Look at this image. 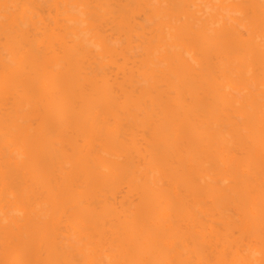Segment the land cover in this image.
<instances>
[{
    "label": "bare ground",
    "instance_id": "1",
    "mask_svg": "<svg viewBox=\"0 0 264 264\" xmlns=\"http://www.w3.org/2000/svg\"><path fill=\"white\" fill-rule=\"evenodd\" d=\"M0 264H264V0H0Z\"/></svg>",
    "mask_w": 264,
    "mask_h": 264
}]
</instances>
